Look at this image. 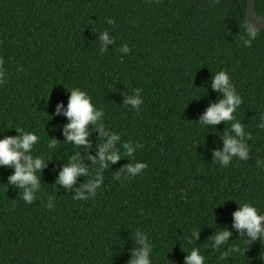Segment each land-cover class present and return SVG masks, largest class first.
Segmentation results:
<instances>
[{
  "label": "trees",
  "instance_id": "obj_1",
  "mask_svg": "<svg viewBox=\"0 0 264 264\" xmlns=\"http://www.w3.org/2000/svg\"><path fill=\"white\" fill-rule=\"evenodd\" d=\"M245 8L246 0H0V138L18 136L15 128L34 132L32 154L47 162L31 204L6 184L12 169L0 167V264H128L137 229L152 245V264H184L192 247L204 264H264V241L249 245L232 228L241 203L264 213V30L244 46ZM255 9L263 15L264 0ZM102 31L113 43L101 45ZM220 70L242 101L232 122L248 134V158L227 167L213 152L234 135L231 122L198 124L222 99L211 88ZM74 87L102 112L87 127V147L65 143L67 118L56 114ZM130 95L142 100L137 109L124 103ZM100 124L119 137L111 151L121 153L103 168ZM129 141L131 157L123 155ZM70 156L101 178L94 197L72 198L87 195V175L56 185ZM134 162L147 168L126 178ZM216 228L232 235L213 251ZM193 231L198 239L188 243Z\"/></svg>",
  "mask_w": 264,
  "mask_h": 264
},
{
  "label": "clouds",
  "instance_id": "obj_2",
  "mask_svg": "<svg viewBox=\"0 0 264 264\" xmlns=\"http://www.w3.org/2000/svg\"><path fill=\"white\" fill-rule=\"evenodd\" d=\"M112 20H108V24H112ZM257 30L250 24L245 25V37L243 44L245 47L250 46L251 42L256 39ZM101 45L113 43L108 31H102L99 35ZM124 53H128L127 45L121 46L119 49ZM101 53L104 52L103 46L100 47ZM5 74L0 71V77ZM4 79H0V84H3ZM211 88L213 91L221 93L222 99L215 103H210L204 113L199 118V125L213 126L221 122H231L230 129L234 133L229 136L225 133L223 136V148L213 152L215 163L220 167H227L230 161L235 157L237 159L246 160L249 155L248 147L244 143V138L247 133L243 126L234 121V113L241 104V97L236 93L235 88L230 83V77L227 72L220 70L212 75ZM69 96L66 108L57 104L56 114H63L67 118V123L63 126L62 134L65 137V143L71 142L73 147L85 146L89 144V125H96L98 119L102 116L101 110L91 102L89 95L80 88L68 89ZM141 91V89H133V93ZM125 104H130L133 109L142 104V100L135 95L128 96ZM52 118V117H51ZM262 123L258 127L264 128V113H261ZM103 137L107 138V143L101 141L98 144L97 156L98 163L101 168L105 167L108 162L115 163L121 159L119 150L111 151L113 144L119 140V137L113 131H106L104 125L97 126ZM18 136H4L0 138V167L12 169V174L7 178L8 186H16L22 191L19 193L21 199L28 204L36 198V193L40 191V173L46 167V161L42 156L33 155V148L38 141V136L31 131H24L20 128L14 129ZM57 141L50 139L48 147L54 148ZM131 141L124 144L126 150L123 155L131 157L133 149L130 147ZM139 148L140 145L137 144ZM79 155V153H77ZM88 159L95 165L97 163L93 157ZM67 166H63L59 171L56 185L70 188L81 175H87L88 181L81 185L82 189L87 190V195L83 191L72 197L74 200H85L96 195L97 189L101 185V178L95 175V172L89 173V168L83 166L82 161H79L74 156L68 157ZM147 168L143 162H134L124 169L125 177L131 178ZM121 174H117L113 179L119 180ZM52 198L49 197L48 207H51ZM232 228L239 236L247 237L245 243L251 245L257 240L264 241V213L258 210L249 203H241L237 205V210L232 213ZM199 231H193L189 236L185 237L188 243L198 239ZM232 233L227 228H216L214 235L210 237L211 247L213 251L217 250V246L226 244ZM135 236L137 238L138 247L131 252V257L128 264H152L151 253L152 245L147 243V238L137 229ZM231 251H237V248L232 247ZM227 252L222 253L226 255ZM205 258L200 254L198 247H192L186 252L184 264H204Z\"/></svg>",
  "mask_w": 264,
  "mask_h": 264
},
{
  "label": "water",
  "instance_id": "obj_3",
  "mask_svg": "<svg viewBox=\"0 0 264 264\" xmlns=\"http://www.w3.org/2000/svg\"><path fill=\"white\" fill-rule=\"evenodd\" d=\"M256 0H246L245 21L250 24L257 31L264 30V13L258 15L255 9Z\"/></svg>",
  "mask_w": 264,
  "mask_h": 264
}]
</instances>
